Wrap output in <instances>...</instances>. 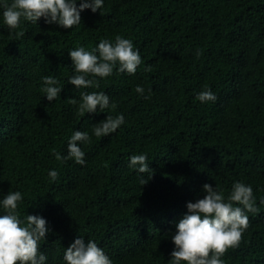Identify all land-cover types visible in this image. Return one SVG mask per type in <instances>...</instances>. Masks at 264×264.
I'll return each mask as SVG.
<instances>
[{
  "label": "trees",
  "instance_id": "obj_1",
  "mask_svg": "<svg viewBox=\"0 0 264 264\" xmlns=\"http://www.w3.org/2000/svg\"><path fill=\"white\" fill-rule=\"evenodd\" d=\"M12 2L0 0V200L19 191V219L47 221L44 264H65L79 237L112 264H168L186 204L203 198L204 184L227 198L236 182L252 187L259 211L245 210L248 227L222 259L264 264V0H103L72 29L22 18L10 30L3 11ZM117 36L139 51L135 74L114 69L96 78L98 88L68 84L69 52ZM48 76L62 87L52 102ZM206 88L214 102L196 99ZM91 92H104L115 109L80 116L69 99ZM108 115L124 123L97 138L93 127ZM75 131L90 137L78 142L83 165L55 157L67 155ZM132 155H146L152 171L129 167Z\"/></svg>",
  "mask_w": 264,
  "mask_h": 264
},
{
  "label": "clouds",
  "instance_id": "obj_2",
  "mask_svg": "<svg viewBox=\"0 0 264 264\" xmlns=\"http://www.w3.org/2000/svg\"><path fill=\"white\" fill-rule=\"evenodd\" d=\"M103 7V0H13L3 11V22L14 30L25 21L35 23L44 18L48 24H56L64 29H72L81 24L80 13L90 9L93 13ZM23 35V32L18 33ZM74 69V75L68 84L76 89L98 88L99 80L112 75L114 69L119 73L135 74L141 64L138 50H134L131 40L117 36L115 43L101 40L92 51L83 47L69 52ZM146 72L151 67L145 68ZM43 92L49 102L54 101L62 91L58 81L52 76L44 77ZM135 91L143 95L144 89L137 86ZM146 99L148 97H145ZM196 99L201 103L214 102L215 94L210 89L201 91ZM69 103L77 106L80 116L95 113L97 109H115L110 104V98L104 92L81 93L80 101L69 99ZM124 123L123 115L115 118L108 115L105 120L93 127V135L97 138L114 133ZM78 142H90L87 132L75 131L68 141L67 155L55 153L57 160H74L75 163H85V153ZM146 155H132L129 167L138 166L140 173L152 171L146 162ZM52 181L58 173L53 170L48 173ZM151 178V177H150ZM142 180L145 185L148 179ZM202 199L186 204L187 213L176 224V232L171 237L174 249L168 264H224L222 257L239 246L244 231L248 227L247 212L257 213L254 206L253 189L242 182L232 186L230 194L225 198L218 186L204 184ZM23 197L19 191H9L0 200L6 214L0 215V264H44L47 257L40 253L39 242L45 239L49 229L47 221L36 215H27L25 220L19 219L18 204ZM264 203V201H261ZM239 205V206H234ZM65 264H112L111 259L94 241H85L79 237L64 251Z\"/></svg>",
  "mask_w": 264,
  "mask_h": 264
}]
</instances>
